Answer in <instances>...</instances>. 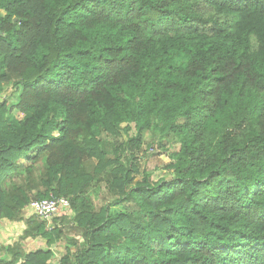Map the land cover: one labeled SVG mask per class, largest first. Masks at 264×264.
Returning a JSON list of instances; mask_svg holds the SVG:
<instances>
[{
    "label": "trees",
    "instance_id": "16d2710c",
    "mask_svg": "<svg viewBox=\"0 0 264 264\" xmlns=\"http://www.w3.org/2000/svg\"><path fill=\"white\" fill-rule=\"evenodd\" d=\"M0 12V222L23 225L0 264H264V0Z\"/></svg>",
    "mask_w": 264,
    "mask_h": 264
},
{
    "label": "rangeland",
    "instance_id": "374dc122",
    "mask_svg": "<svg viewBox=\"0 0 264 264\" xmlns=\"http://www.w3.org/2000/svg\"><path fill=\"white\" fill-rule=\"evenodd\" d=\"M1 15H5L4 12H0ZM12 89L7 90L3 93V96H9ZM16 114V113H15ZM20 119L24 117V115H18ZM147 166L149 171L152 172L156 178H169L171 176V172L168 171L165 167L169 164L170 159L167 154L159 153L157 151L149 152ZM28 213H30L28 209ZM27 213V214H28ZM23 230V225L10 223L9 221H1L0 222V246H5L16 242L19 239ZM25 249L27 252H32L36 250H47L45 240L38 238L36 240H28L24 243ZM64 250L63 245L61 247H54V251L56 253V259L60 257L62 251Z\"/></svg>",
    "mask_w": 264,
    "mask_h": 264
},
{
    "label": "built area",
    "instance_id": "2783aa9c",
    "mask_svg": "<svg viewBox=\"0 0 264 264\" xmlns=\"http://www.w3.org/2000/svg\"><path fill=\"white\" fill-rule=\"evenodd\" d=\"M70 208V200L67 198H51L43 201H34L29 206V210L49 223Z\"/></svg>",
    "mask_w": 264,
    "mask_h": 264
}]
</instances>
